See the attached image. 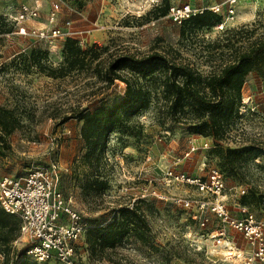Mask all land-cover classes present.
Wrapping results in <instances>:
<instances>
[{
    "label": "rangeland",
    "instance_id": "rangeland-1",
    "mask_svg": "<svg viewBox=\"0 0 264 264\" xmlns=\"http://www.w3.org/2000/svg\"><path fill=\"white\" fill-rule=\"evenodd\" d=\"M223 1H72L76 7L73 25L85 31L83 42L77 45L88 54L85 66L64 75L52 73L53 68L67 64L64 49H48L34 37L11 31L0 37V106L13 110L20 123L7 136V142L0 141V174L21 176L31 167L57 165V188L90 224L108 223L119 208L142 199L143 188L168 196L160 199L149 195L138 202L151 224L152 245L130 238L107 249L103 258L94 259L81 240L76 254L80 264H242L253 256L255 246L243 232L226 226V236L220 238L216 233L225 225L209 208L205 211L209 220L202 225L196 204L177 202L179 197L209 198L195 186L171 181L166 171L175 168L207 178L209 170L218 167L225 177L232 215L245 216L240 209V189L245 187L243 200L247 201L248 214L264 220V102L259 104L256 94L247 95L258 81L264 84V72L248 74L240 115L225 137H204L210 148H203L198 138V148L187 155L196 134L184 123L167 117L160 110V100L154 97L128 125L109 135L99 168L103 181L100 188H86L85 174L90 169L81 161L85 142L80 113L117 102L125 94L123 81L109 85L104 78L114 55L158 50L209 74L220 72L240 52L264 41V0H239L234 19L220 28L218 23L227 19ZM23 2L32 0H0V20L5 21L0 31L10 30L16 9ZM186 2L200 8L221 4L219 21L184 26L164 14L168 5ZM221 148L241 150L235 168L224 170ZM15 246L23 248L21 242ZM227 251L241 256H227ZM48 263L63 264L55 258ZM0 264H4L2 253Z\"/></svg>",
    "mask_w": 264,
    "mask_h": 264
},
{
    "label": "trees",
    "instance_id": "trees-1",
    "mask_svg": "<svg viewBox=\"0 0 264 264\" xmlns=\"http://www.w3.org/2000/svg\"><path fill=\"white\" fill-rule=\"evenodd\" d=\"M67 1L76 9L72 1L78 0ZM170 6H167L164 14H168ZM219 19L217 13L205 9L186 19L182 25H204ZM4 23V20H0V25ZM14 29L13 22L10 30L4 33ZM77 44L78 40L72 37L64 40L62 49L67 53V64L53 68L55 76L85 66L88 51ZM252 71L264 72V41L240 52L220 72L209 74H203L188 63L179 62L158 50L114 55L105 69L104 78L109 85L116 80L123 81L126 84L124 96L112 104L104 103L92 110H83L79 116L83 120L80 132L85 142L81 161L90 169L85 174L86 188H100L103 183L99 168L109 135L120 126L128 125L132 117L146 108L154 97L160 100V110L167 117L184 123L196 135L218 139L225 137L240 115L243 88ZM19 126L14 111L0 106V141L3 144L7 142V136ZM219 151L224 170L228 166L235 168L241 150L221 148ZM245 196L246 193L242 195L243 198ZM243 198L240 205L246 206L247 201ZM138 202H144V199ZM138 202L119 208L106 224H90L86 221L89 227L84 243L88 245L92 258H103L107 249L130 238L152 245L151 224L145 209ZM19 236L20 218L0 205V253L4 256V264H49L48 261L32 258L25 249L17 248L15 241Z\"/></svg>",
    "mask_w": 264,
    "mask_h": 264
},
{
    "label": "built area",
    "instance_id": "built-area-1",
    "mask_svg": "<svg viewBox=\"0 0 264 264\" xmlns=\"http://www.w3.org/2000/svg\"><path fill=\"white\" fill-rule=\"evenodd\" d=\"M238 1H223V4H227V19L218 24L220 28L225 27L227 20L234 19ZM49 2L50 7L44 19H41L44 0L21 3L13 16L15 29L12 33L34 37L51 50L62 48L67 37L83 42L85 31L76 29L73 25L75 8L67 0H49ZM205 9L220 14L221 4L203 8L195 7L190 2L173 4L169 8L168 15L173 22L182 24L186 19ZM28 21H32L31 25L25 24ZM4 35L8 36L10 33H2L0 37ZM198 138L202 139L203 148H210L211 145L206 138L194 135L187 155L198 148L195 142ZM166 175L173 182L197 187L209 198L202 200L176 198L177 202L185 206L194 204L198 206L202 225L209 220L205 212L209 208L225 225L216 233L220 238L226 236V226H229L243 232L251 239L255 251L253 256L245 259L242 264H257L258 261H264V220L248 214L247 207L242 205L240 209L245 216L232 215L225 192V177L218 167H212L207 178L175 168H168ZM58 181L59 168L55 164L51 167H31L21 176L0 174V205L7 212L16 214L20 218V236L15 244L21 242L23 249L31 257L37 261L55 258L63 264H80L76 254L80 241H84L89 224L65 201L62 192L57 188ZM150 190L143 188L140 198L153 195L160 199H168V196L157 190ZM246 192L245 187L240 189L241 195ZM194 217L197 218V215L195 214Z\"/></svg>",
    "mask_w": 264,
    "mask_h": 264
},
{
    "label": "crops",
    "instance_id": "crops-1",
    "mask_svg": "<svg viewBox=\"0 0 264 264\" xmlns=\"http://www.w3.org/2000/svg\"><path fill=\"white\" fill-rule=\"evenodd\" d=\"M49 7H50L49 0H45L43 8L41 10V16H42L41 19H44L46 17ZM245 86H249V85H247L246 83ZM254 86L255 89L253 91H248L247 95L252 96L253 94H256L257 101L259 102V104H262L264 102V84L263 82L258 81ZM262 113L264 114V111Z\"/></svg>",
    "mask_w": 264,
    "mask_h": 264
},
{
    "label": "bare ground",
    "instance_id": "bare-ground-1",
    "mask_svg": "<svg viewBox=\"0 0 264 264\" xmlns=\"http://www.w3.org/2000/svg\"><path fill=\"white\" fill-rule=\"evenodd\" d=\"M226 242V241H225ZM230 243V242H229ZM230 250V249H229ZM236 251V250H235ZM238 252H232V251H227V256H233V255H237ZM238 256H241V254H238Z\"/></svg>",
    "mask_w": 264,
    "mask_h": 264
}]
</instances>
